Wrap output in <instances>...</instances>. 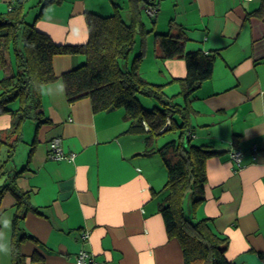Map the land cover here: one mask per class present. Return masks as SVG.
Returning <instances> with one entry per match:
<instances>
[{
	"label": "crops",
	"instance_id": "1",
	"mask_svg": "<svg viewBox=\"0 0 264 264\" xmlns=\"http://www.w3.org/2000/svg\"><path fill=\"white\" fill-rule=\"evenodd\" d=\"M13 1L0 0V15ZM260 1L151 0L158 5L152 22L145 0H56L38 17L45 0H29L32 10L24 17L55 44H84L89 13L109 15L118 5L128 22L138 10L146 31L136 35L134 46L143 51L140 72L153 83L166 73L170 78L161 84L168 96L178 92L173 79L186 70L176 58L145 69L146 56L160 61L156 31L181 27L185 51L214 54L210 78L191 96L184 135L210 152L203 199L192 211L188 195L184 209L194 221L207 219L212 232L225 239L230 264H264V21L253 15ZM84 62L82 54L55 55L52 67L60 76ZM14 71L12 49L0 37V80ZM40 96L47 122L24 121L23 139L8 163L12 185L29 193L27 205L18 207L9 189L1 193L10 178L0 177V264H12L14 220L22 234V264H77L80 249L104 264H183L180 244L168 238L159 212L167 169L157 153H145L147 124L144 131L134 129L123 108L94 112L87 97L68 102L60 77L43 85ZM11 102L8 109H16L18 102ZM11 124L10 111L0 113V141ZM54 137L61 138L66 155L74 154L72 160L49 157ZM156 140L150 149L169 141L159 146ZM232 148L241 151L239 164L230 158ZM5 152L0 142V160Z\"/></svg>",
	"mask_w": 264,
	"mask_h": 264
},
{
	"label": "trees",
	"instance_id": "2",
	"mask_svg": "<svg viewBox=\"0 0 264 264\" xmlns=\"http://www.w3.org/2000/svg\"><path fill=\"white\" fill-rule=\"evenodd\" d=\"M54 1L45 0L37 17L46 4ZM145 1V12L148 5L155 8L154 15L146 12L154 22L158 5L151 0ZM30 7L29 0H14L9 12L0 15V37L4 48L12 49L15 63V71L0 80V113L10 111L12 115L6 139L0 141L6 147L5 157L0 160V177L7 175L10 178L1 193L9 189L15 195L18 207L27 205L29 193L12 185L14 175L8 163L13 160L16 147L23 139L24 121L35 119L37 126L47 122L42 115L41 88L60 77L68 102L87 97L94 112L123 108L125 117L134 123V129L144 131L143 122L147 124L145 153H157L167 169L163 188L165 199L159 204V212L168 238H175L180 244L183 264H230L224 256L225 239L212 232L207 219L194 221L184 209L188 195L193 198L192 211L193 206L203 199L204 163L210 152L192 145L184 135L192 112L191 96L204 80L210 78L214 54L200 50L185 51L187 38L181 27L173 32L171 26L166 33H156L154 40L159 49L158 57L182 59L186 70L185 76L173 79L179 85L178 92L168 96L163 84L152 83L142 76V50L135 55L129 67L120 64L134 50L136 35L146 33L138 10L130 14L128 22L118 5L109 15L89 13L86 17L87 42L60 45L32 23L25 22L24 17ZM253 15L264 21V0L260 1ZM62 54H82L85 62L56 76L52 59ZM137 95L152 98L158 105L148 110L141 105ZM177 98H181V102ZM15 100L18 107L8 109V103ZM174 131H179L176 139L167 141L156 150L150 149L154 139ZM13 226L12 264H22L18 247L22 234L17 231L15 220Z\"/></svg>",
	"mask_w": 264,
	"mask_h": 264
},
{
	"label": "built area",
	"instance_id": "3",
	"mask_svg": "<svg viewBox=\"0 0 264 264\" xmlns=\"http://www.w3.org/2000/svg\"><path fill=\"white\" fill-rule=\"evenodd\" d=\"M146 12L149 15H154L155 8L151 5L146 7ZM146 129L147 126H145ZM230 158L236 164H239L241 159V151L237 148H232L230 151ZM49 157L52 159H69L72 160L74 158V154L69 153L68 155L65 154L62 146V140L60 137H54L49 141ZM76 263L77 264H104L103 262L95 261L91 258L90 253L85 249H80L76 254Z\"/></svg>",
	"mask_w": 264,
	"mask_h": 264
},
{
	"label": "rangeland",
	"instance_id": "4",
	"mask_svg": "<svg viewBox=\"0 0 264 264\" xmlns=\"http://www.w3.org/2000/svg\"><path fill=\"white\" fill-rule=\"evenodd\" d=\"M31 3V2H30ZM30 9V8H29ZM30 10H32V8L30 9ZM146 18V17H145ZM149 19V18H148ZM168 31V29L167 30H165V31H156V32H159V33H166ZM156 32H153V35L156 33ZM137 39H138V41H137V46H139V38L138 37H136ZM139 53V51L138 50H136V48L132 51V52H130V54L128 55V57L126 58V60H121L120 61V64H121V66L122 67H129L130 65H131V62L134 60V57H135V55L136 54H138ZM150 53V52H149ZM147 54H148V52H147ZM159 62L158 63H156L155 62V58L153 57V56H146V59H145V65H144V67H145V69H151V68H154L155 67V69H157L158 68V66H159V64H161V61H162V58H160L159 57ZM142 74V76H145L146 74L144 73V72H142L141 73ZM158 74V73H157ZM163 74H164V72H163ZM160 75V74H159ZM154 77H155V74H154ZM170 77H166V73H165V76L164 77H161V75H160V77L159 78H156L157 80H154V82L155 81H157L155 84H161V81H163V80H168ZM153 83V82H152ZM176 86V85H175ZM171 88H168V90H170ZM137 98L139 99V101H140V103H141V105L144 107V108H146V109H152L154 106H157L158 105V103L154 100V99H152V98H149V97H144V96H142V95H137ZM11 105L12 104H14V103H10ZM176 135H177V133H174V132H168V133H166L165 135H163V136H159V137H157V139L158 140H156V142H155V144H157V145H159V146H161L163 143H165L167 140H171V139H174L175 137H176Z\"/></svg>",
	"mask_w": 264,
	"mask_h": 264
}]
</instances>
